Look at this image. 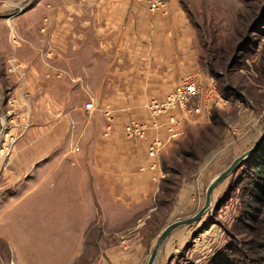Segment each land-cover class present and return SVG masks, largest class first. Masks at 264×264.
<instances>
[{
  "label": "rangeland",
  "instance_id": "obj_1",
  "mask_svg": "<svg viewBox=\"0 0 264 264\" xmlns=\"http://www.w3.org/2000/svg\"><path fill=\"white\" fill-rule=\"evenodd\" d=\"M96 1L0 0V264H146L164 227L196 213L204 204L210 181L264 134V0H172L184 21V59L191 60L183 78L191 73H197L204 83L212 78L226 102L223 107L214 106L209 116L196 114L186 119L180 138H163L167 142L156 165L152 159L149 163L152 184L141 198L103 203V210L87 218L76 181L60 172L59 177H45L41 183L32 180L33 170L20 181L2 176L15 161L14 147L21 136L33 126L50 124L48 118L34 120L35 115L45 114L42 106H37L40 112L34 110L35 100L26 91L16 55L25 39L39 33L45 37L40 43L39 65H56L62 74L68 66V59L60 53L64 42L57 55L49 53L52 21L55 36L67 39L66 45L74 40L73 46L81 50L82 56L71 60L75 71L86 66L82 96L99 101H91L87 115L93 120V140L101 141V135L107 134L108 112L115 116L112 129L118 126L122 135L131 116L136 117L129 120L151 125L148 136L154 122L165 125L167 117L155 118L146 105L151 99L163 100L175 87L164 96H148L145 105H117L113 100L126 90L109 86L110 58L105 56L102 64H96ZM169 1L166 11H153L145 0H136L142 3L137 14L141 17L142 12L148 20L170 16ZM16 19L23 24L20 31ZM137 24L138 34L141 26ZM67 28L70 34L65 33ZM112 48L109 45L105 50ZM44 77L48 79L49 73ZM144 92L134 90L135 96ZM152 136L151 140L162 137ZM250 157L216 186L211 208L197 223L178 227L169 235L155 264H236L240 256L242 264H264V250L248 248L264 238V198L258 202L251 194L258 174L249 171ZM260 213L258 237L245 224L250 222L247 215ZM244 255L257 261L250 262Z\"/></svg>",
  "mask_w": 264,
  "mask_h": 264
},
{
  "label": "crops",
  "instance_id": "obj_2",
  "mask_svg": "<svg viewBox=\"0 0 264 264\" xmlns=\"http://www.w3.org/2000/svg\"><path fill=\"white\" fill-rule=\"evenodd\" d=\"M140 4L136 0L95 2L96 64H102L105 56L110 58L109 86L126 90L123 95L117 94L113 98L117 105L140 106L145 105L148 96H164L181 83L191 67V60H185L183 55L186 39L184 21L177 5L170 0V16L148 20L142 12L141 17L138 16L137 9L142 7ZM48 13L53 15L54 10L49 9ZM136 23L141 26L138 34L135 33ZM32 24L37 26L35 21ZM15 25L20 31L23 24L16 19ZM50 27L54 34L48 38V47L52 50L49 53L57 55L59 44L64 42L60 53L69 60L68 66L62 68L65 74H59L57 69L60 67L56 65L49 68L39 65L42 62L39 57L40 43L45 38L39 33L25 39L19 45V55H16L17 59L20 58L21 71H24L26 91L35 100L34 110L38 113L41 108L37 109V106H42L45 114L42 116L45 118L35 115L34 120L45 122L48 118L50 124L33 126L21 136L14 147L15 161L9 172L2 176L9 177L12 182L20 181L33 170L32 180H38V183L52 175L55 178L60 174L70 178V181H76L74 183L82 192V212L87 218L93 217L97 210H103V203L113 205L118 200L136 202V198H141V194L152 184L154 173L149 167L151 158L147 151L152 135L166 136L164 122H160L161 126L156 130L152 127L146 139H131L124 132L129 119L136 117L131 116L126 120L123 135L116 126L113 131L101 135V141L93 140V120L91 115L88 120L87 115L91 101L97 104L99 101L82 96V75L86 66L75 71L71 60L80 58L81 50L77 51L76 45L73 46L74 40L71 39V45H66L67 39L60 40L55 36V21L50 22ZM67 29L65 33L70 34L71 29ZM109 45L112 50H105ZM149 45L150 50L147 49ZM45 73H49L48 79L44 77ZM96 80L101 82L99 78ZM14 90L18 91V87ZM134 90L145 92L135 96ZM76 146L79 150L75 149ZM25 159L26 162L21 164Z\"/></svg>",
  "mask_w": 264,
  "mask_h": 264
},
{
  "label": "built area",
  "instance_id": "obj_3",
  "mask_svg": "<svg viewBox=\"0 0 264 264\" xmlns=\"http://www.w3.org/2000/svg\"><path fill=\"white\" fill-rule=\"evenodd\" d=\"M145 1L153 11H166L167 0ZM15 68L18 69L16 66ZM225 102L226 100L212 78L204 83L197 73H191L185 76L166 98L163 100L151 99L146 106L155 118L167 117L165 130L167 141H170L183 135L186 119L196 114L209 116L214 106L223 107ZM1 118L2 115L0 114ZM107 119L110 122L106 127V133L108 134L112 130L115 116L108 112ZM153 126H159L158 122H154ZM150 128L151 125L144 121L131 119L125 126V133L129 138L146 139ZM167 141L162 137H155L151 140L147 155L155 160L154 165H156V159H158Z\"/></svg>",
  "mask_w": 264,
  "mask_h": 264
},
{
  "label": "water",
  "instance_id": "obj_4",
  "mask_svg": "<svg viewBox=\"0 0 264 264\" xmlns=\"http://www.w3.org/2000/svg\"><path fill=\"white\" fill-rule=\"evenodd\" d=\"M264 144V134L255 142V144L246 150L245 152L238 155L232 163L226 167L223 171L218 173L209 183L207 189H206V197L204 204L202 207L193 215L178 219L172 223H169L162 232L157 237L156 243L154 245V248L149 256V259L146 264H155L157 255L159 253L160 247L163 245L164 241L169 237V235L178 227L184 226V225H191L193 223H197L204 215L205 213L211 208L212 206V195L213 191L216 188L217 185H219L221 182H223L231 173L236 171L238 167L242 164V162L249 156L255 154L260 147Z\"/></svg>",
  "mask_w": 264,
  "mask_h": 264
},
{
  "label": "trees",
  "instance_id": "obj_5",
  "mask_svg": "<svg viewBox=\"0 0 264 264\" xmlns=\"http://www.w3.org/2000/svg\"><path fill=\"white\" fill-rule=\"evenodd\" d=\"M249 171L254 172L253 175H257L258 178L254 182V184L251 186L252 188V196L256 201H262V198H264V144L260 147V149L253 155H251L249 159ZM243 163L241 164V166ZM262 212V211H260ZM261 213L260 214H253V215H247V220H250V222H247L245 224V227L249 230L250 234H255L258 237L260 236L261 231ZM258 225V226H257ZM259 243L255 241V245H251L248 247L249 249L255 247V248H261L264 250V238L261 239ZM254 243V241H253ZM246 255V254H245ZM244 255V256H245ZM249 256V257H248ZM245 256L250 262H256V259H252L250 255ZM243 256H240L238 263L236 264H242V258ZM223 263H227L225 260H223ZM254 264V263H250Z\"/></svg>",
  "mask_w": 264,
  "mask_h": 264
}]
</instances>
